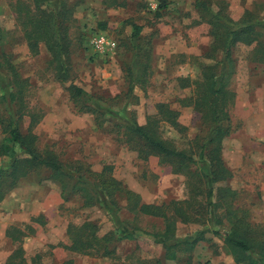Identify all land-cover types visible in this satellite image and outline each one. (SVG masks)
<instances>
[{
    "label": "rangeland",
    "instance_id": "1",
    "mask_svg": "<svg viewBox=\"0 0 264 264\" xmlns=\"http://www.w3.org/2000/svg\"><path fill=\"white\" fill-rule=\"evenodd\" d=\"M57 1L52 0L49 8H55ZM67 1L73 12L68 22L71 43L64 56L69 79L63 82L46 44L41 41L33 47L25 35L20 10L33 5L32 0H0V119L13 114L24 132L36 136L40 149L54 152L70 169L81 162L95 171L108 165L142 202L170 205L175 229V239L170 242L182 244L172 249L176 256L170 258V250L152 235L164 230L163 217L134 214L125 207L116 215L115 206L108 202L86 206L73 187L69 194H62V179L44 167L31 170L0 201V264L18 247L28 260L40 253L48 264H264L261 43L239 42L233 49L234 68L227 75L228 87L235 92L229 107L232 129L222 140V156L233 175L210 184L212 201L218 199L222 187H230L232 194L216 213L207 206L204 194L196 203L184 172L176 171L160 155L142 156L119 140L115 126L125 125L131 116L144 125L150 115L158 113L160 103H169L179 111V125L162 120L160 133L180 150L197 151V143L208 137L210 123L203 121L194 104L184 106L180 99L196 95V82L202 80L204 67L222 66L224 52L222 47L212 50L214 36L208 19L212 12L224 10L234 20H241L251 11L264 32V0H211L205 4L207 9L198 6L203 0H166V7H159L160 0ZM135 24L143 27L141 52L135 49ZM101 32L114 42L102 52L90 43ZM130 67L135 68L136 79L128 92ZM71 83L103 97L99 99L102 125L93 113L76 106L67 89ZM9 90L16 93L13 100ZM6 137L0 122V142ZM202 165L199 160L192 168ZM73 174L69 181L80 185L82 180ZM176 202L182 210L175 215L172 207ZM236 219L249 224L254 239L255 248L246 253L225 238ZM89 220L97 223L99 234L116 233L114 256L68 248L69 228Z\"/></svg>",
    "mask_w": 264,
    "mask_h": 264
},
{
    "label": "trees",
    "instance_id": "2",
    "mask_svg": "<svg viewBox=\"0 0 264 264\" xmlns=\"http://www.w3.org/2000/svg\"><path fill=\"white\" fill-rule=\"evenodd\" d=\"M160 1L162 3L159 7L167 6L166 0ZM209 1L211 2V0L200 1L198 6L205 7L206 2L209 3ZM51 2L52 0H32L33 5H25L24 8H21L20 19L25 28L28 42L33 47L41 41L46 44L52 54V63L58 66L57 76L65 82L69 79V67L64 63V56L71 43L68 38V22L70 14L73 12V6L69 5L67 0H58L55 2L56 7L50 9ZM208 20L211 24V34L214 36L212 50L215 51L217 47H222L224 52L222 66L213 64L204 67L202 80L196 82V95L180 99L184 106L194 104L202 112L203 121L210 123L208 137L197 143V151L180 150L174 146L171 140L164 138L160 133L162 120L174 127L179 125V111L172 109L169 103H160L158 113L150 115L144 125L139 124L131 116L125 125L116 124L115 126H117L116 132L119 135V140L139 150L142 156L160 155L164 161L174 164L176 171L184 172L188 176L192 189L191 196L196 203L199 202L198 196L204 194L209 200L207 206L216 213L220 207L229 202L227 196L232 194L230 187H222L219 190L218 199L212 201L213 186L210 184L226 180L233 175L222 156V140L231 134L232 129L229 107L233 103L235 92L228 87L227 75L234 68L233 49L239 42L247 45L261 43L264 46L262 39L264 32L259 29L261 23L253 19L251 11H248L241 20H234L224 10L214 11ZM142 28V25L135 24L133 31V37L138 41L135 49L140 52L142 51L141 40H143ZM260 58L264 60V56ZM139 62L142 63L141 57ZM1 66L2 62L0 61ZM145 67L147 68V65ZM14 68L11 65L12 73L16 78L18 74ZM61 68L62 73H60ZM128 74V92H130L136 79L135 68L130 67ZM187 85L190 83L185 86ZM67 89L76 106L82 111L93 113L98 123L102 125L103 105L99 99H103V97L90 93L73 83ZM21 94L22 91H20ZM9 95L11 100L16 97V93L12 91L9 92ZM0 122L7 133L4 141L0 142V201L31 170L49 168L56 177L59 176L62 179V194H69L73 187L72 191L75 194H80L86 206L108 202L113 208L115 206L116 215L121 207H125L134 214L163 217L166 220L164 230L154 232L152 235L157 242H162L170 250V258L176 256V252L172 249L181 245L182 241L170 242L175 239L174 220L169 213L170 205L142 202L140 195L114 176L108 165L100 171H95L91 169L90 164L81 162L75 168L70 169V166L63 163L54 152L40 149L36 143V136L33 133L24 132L20 121L13 114L7 120L0 119ZM199 160L203 165L200 169L193 170V165L197 164ZM73 172L78 174L79 182L82 180L80 185L77 182L72 185V182L69 181L75 177ZM172 208L175 215L182 210L179 209L177 202ZM175 215L173 216L175 217ZM99 231L97 223L90 220L81 225L70 227L71 244L68 248L77 252L114 256L116 248L113 241L116 240V233L109 231L99 234ZM8 234L13 238H18L11 235L10 231ZM225 238L239 252L246 253L255 248L249 224L242 220L233 221ZM42 257V254L37 253L28 260L22 247H18L8 256L5 264H48ZM186 264L191 263L187 262Z\"/></svg>",
    "mask_w": 264,
    "mask_h": 264
},
{
    "label": "built area",
    "instance_id": "3",
    "mask_svg": "<svg viewBox=\"0 0 264 264\" xmlns=\"http://www.w3.org/2000/svg\"><path fill=\"white\" fill-rule=\"evenodd\" d=\"M91 45L95 49V51H105L106 49L112 47L114 42L111 41L109 36L106 33H98L95 34L90 41Z\"/></svg>",
    "mask_w": 264,
    "mask_h": 264
}]
</instances>
